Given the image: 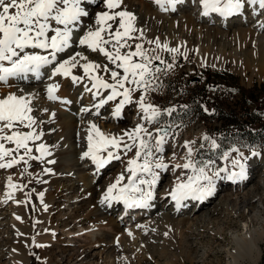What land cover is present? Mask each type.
<instances>
[{
  "label": "bare ground",
  "instance_id": "1",
  "mask_svg": "<svg viewBox=\"0 0 264 264\" xmlns=\"http://www.w3.org/2000/svg\"><path fill=\"white\" fill-rule=\"evenodd\" d=\"M147 1L148 2H146V0H123V4L121 5L127 8L128 11H131L133 14H135V16L137 17L136 27L144 30L145 39H147L151 33L155 32H152L155 27L154 22L162 20L163 26H160L162 27V29H158L159 34L157 37L162 42L171 44L170 47H172V45H174L173 47H176L184 44L187 45L186 48L189 46H193V44L190 42L192 40L191 38H188V41L185 42L184 40L180 39L181 37L178 36L177 31L179 30L177 29L179 28L176 29V27H178V24H182L186 28L191 27L194 29L195 27H197V32L199 31L198 33H201L203 35L202 46H197L196 52H198L199 54L202 53V50H204L206 48V45L210 43V40L212 42L214 41V39H218L220 37H224L226 40L227 38H231L232 40L234 39L240 46L248 43L249 41L247 40V37H251L250 39L252 40V42H254L259 51H262V49L264 48V9H260L258 5H250L245 2V7L240 13H235L227 17L221 16L219 13L214 12L210 13L208 16H203V8L200 4V0H184V3L178 4L176 6V11H172L171 8H169L166 11L167 13L164 15V17H161V14L160 16H158L159 13H156L155 10H153V6L159 7V5L155 3V0ZM82 7L87 8L88 10H86L88 12L90 10L92 11V9L89 8L87 4H82ZM104 10L106 9L104 8V5L101 4L96 12ZM180 12H182V15H180V17H177L178 13ZM92 17H94V15L91 14L89 17L82 18V21H90ZM192 32L193 31H191L190 34H192ZM76 37L77 36H74V40H76ZM77 41L78 40H76V43L73 44L72 48L68 49L65 53H61L59 55V59L63 57L68 58L69 54H73L74 52L79 51L84 55H87L91 60L100 63H107V61L98 54L90 52V50H87L83 46L79 47ZM197 41L199 40L197 39ZM241 51L235 52L234 55H240L241 58L238 56V60L240 59L239 62H242V64L245 65L246 68H248L250 67L251 59L247 58V56L249 57L250 55L249 53ZM225 54L223 53V55ZM227 55H229V53H227ZM202 59L204 60L205 58ZM205 62H208L213 67H222L225 61L224 56L223 58H219L215 57L214 55L212 56V54L210 53ZM258 62L259 65L257 67V72L258 75H262V73H264V54L261 52L260 56L258 57ZM81 63H84V61H81ZM254 64L255 63L251 65L253 66ZM80 70L82 71L83 69L81 68ZM51 71V66L42 69L43 75L40 79L35 78L32 74H29V78L27 80L9 78L15 85L5 89V94H2L0 91V99L6 97L8 94L24 96L25 98L35 102V104H38L37 106H39L40 109H49L53 111L57 115L61 116V121L64 123L63 125L62 122H60L59 127L55 132L59 133V129L62 127V125L65 126L67 130L66 137L68 138V140H70L72 144H75L78 149H84L86 151L89 124L95 123L94 117L97 116V109L94 108L93 105L99 102L100 97L93 99L92 92H80V89H85L86 85L89 86L83 81H80L79 83H73L71 77H64L59 75L49 79V77L51 76ZM72 72L75 73L74 70H72ZM79 76H83V73L81 72ZM39 81L41 84L39 83ZM34 82L35 84H32L31 88L29 87L30 89H26V87L28 86L24 87L25 85ZM36 84L38 85L36 86ZM49 84H56L59 86L58 90L55 92V95L60 97V100L53 101L48 99L47 86ZM3 88L5 87L0 84V90ZM5 90L3 89V91ZM102 92L105 96L108 94L107 90H102ZM80 93H82L83 97H85L87 101L92 104V108H89V106H76L77 99ZM121 98L122 97H118L117 100L110 101L108 104L110 105V108L108 107L109 109L107 108L108 105H105L103 108L98 110L99 114L104 117L102 118L105 123V135H113L117 137L123 136L125 132H129L133 130L138 124H142L140 120L141 118L139 119L134 117L129 120V116L125 112L126 105L122 110L120 118H116L113 115H108L107 109L113 112L116 104ZM62 100H68L71 101V103H62ZM133 101L134 102L132 104H129L130 106L128 108L130 110L133 109V111L143 114L140 111L139 106L135 104L134 98ZM82 108H89L91 111L88 113H84L81 112ZM103 114L106 116H104ZM49 130L51 129L49 128ZM80 131H82L83 133ZM4 134L10 135V131L8 132V129H5ZM124 140L127 143H131V141H129L126 136L124 137ZM0 143H4L6 148H13L15 146L14 144H12V146L9 147L10 143L7 141H0ZM38 144L39 142L37 143V145ZM163 149L164 150L161 153L163 162L165 164L169 163V165L172 164V167L169 169V174L171 175L170 182L172 183L171 185L169 183V189H167L166 187L165 190L160 194V196H157L158 193L156 192V197L158 198H163L164 195L167 194L168 196H171L170 193L176 187L177 183L185 182L188 176L192 174L190 169H184L182 167V165L186 162L185 157L187 154V148L185 147V145L172 143L170 145V143H168V141L165 139ZM123 152V149H121L120 155L123 154ZM81 156V153L78 154L73 164H66V166H68L67 171L74 169V172L78 174L79 178L78 180H76L77 183L70 182L69 184L65 183L63 185H59L60 183L58 182V179L52 177V179L47 184H44L42 187L37 188L35 194L38 197L37 202L39 203V207L37 208L38 215L35 217L36 221L33 224H31L32 219L31 215L28 212L29 210L32 214L34 213L31 203L30 201L26 200L25 193H20L23 191L24 187L28 186V182H25L24 184L19 183L21 173L19 171V168L16 166L17 164L11 168H6L7 174L3 179V184L9 185L10 178L11 183L19 187H6L3 192H0L1 200L8 199V194L11 193V199L14 205H16V208H11V212H9L8 214V220H11V223H9L8 220L5 222H0V264H32L31 256L33 250L30 248L31 243L36 247L37 245H42V247H39V254L42 256L43 264H99L97 262H94V260H88V257L90 255L96 256L99 253L93 250H95L94 248L99 244L101 245L103 241V253H105V258L102 257V261L100 264H117L115 258H113L114 255L112 257V253H117L119 249L121 251V249H125L129 246L130 233L134 232V229L128 227L127 224H124V227L119 228L117 222V225L115 226V222L107 223V220L104 221L102 215L105 211H108V209L113 210V208H115L117 204H119V207L121 208H119L120 210L118 212V214L121 215L120 222L125 223L128 222L127 217L129 215L135 216L139 213V207L130 208L127 207L124 202L116 200L112 201L111 204L107 202L103 204L101 203V200L104 198L109 185L115 183L116 179L121 174H123L122 172H116V174L114 173L115 176H111L109 180L106 179V184L102 185V188L98 186H87L88 182H83V187H81L82 185L78 182H80L82 179H84V176H86V174L80 176L82 175V173H84L85 170H89V172L96 177L97 175L104 172V170H100L99 172H97L96 166L92 163V161L89 158L81 159ZM236 157L237 156L233 154L228 156L225 165L227 164L226 167L229 171H238L237 168H233L232 166V160ZM248 157L249 160L246 168V178L244 180H216V188L212 196L214 197V195H219L221 198L212 208L206 209V205H203L201 207V205L204 202H208L212 198V196L207 197L205 201L188 199L182 201L181 207H184L183 209H173L174 212L179 211L180 209H182L180 211L186 210L188 214L187 218L176 220L169 217V215H164L165 217L163 218L167 221V224L172 225V227L174 225L178 230L172 232L173 237H178L179 239H182V241L184 240L187 243L189 249L192 250V254L191 256H189L191 260L194 261V264H203V260L207 257V248L209 246H202L200 241L204 240L205 238H208L212 241L213 239L215 241H221L223 237H229L228 240L230 239L232 242V249H227L228 255L233 259L231 260V264H259L263 251L262 245L264 244V164L255 172L251 171L255 162L261 161L262 159H260L259 157ZM17 159H19V157H17ZM125 161H123V163ZM177 165H180V167H177ZM51 168L52 167L49 166L47 169L52 170ZM125 168L124 170H126ZM13 169H16L17 171L14 175L11 174V171ZM224 175H226V173H221V176ZM68 180L70 179L67 178L66 181ZM227 181H230L229 185ZM127 183L128 179L126 180L124 178L118 185V188L123 187ZM40 193H43L42 201L40 198ZM116 194V192L113 193V195ZM24 199L26 200V203L23 202ZM69 199H71L70 204L76 203L77 209H75L74 211L72 210L73 214L66 215L65 210L67 208H64V204ZM170 200H172V198ZM188 201L190 203L187 204ZM163 202H166V200H163ZM0 204L2 203L0 202ZM23 204H25L26 211L25 209H23ZM151 205L152 203L150 204V207ZM194 206H196L195 209H193ZM81 207H84L86 211L84 210L85 212L79 213L78 210ZM69 208L71 207L69 206L68 209ZM54 211L55 213H58L56 215H53ZM4 215L6 216V213H4ZM4 215L3 217H5ZM92 216H95L97 223L94 224L93 221L89 222L86 227H81L80 222H82L84 219L89 220ZM17 217H19L20 219H17ZM237 223L238 226L235 227ZM239 224H242V226ZM213 227H216L215 229H217L216 234H213L211 232ZM237 229L240 231H237ZM113 232H115V234L117 235H114L116 236L115 238H113V242L115 241L114 243L111 242L112 238L110 239V234ZM63 233L67 234L66 236L69 242L66 245H70L69 248L57 245L56 241H60L61 243L65 239L63 236L62 238L57 237L56 234L64 235ZM248 233L249 238H247L246 236ZM193 239H199L200 241L196 242L195 244L194 241H191ZM71 240L73 241L70 242ZM77 241H81V243L77 244ZM54 244H56L55 247L58 248V250H56V248L54 250ZM195 245L198 247L192 248ZM220 246L221 245H219V247Z\"/></svg>",
  "mask_w": 264,
  "mask_h": 264
},
{
  "label": "snow or ice",
  "instance_id": "2",
  "mask_svg": "<svg viewBox=\"0 0 264 264\" xmlns=\"http://www.w3.org/2000/svg\"><path fill=\"white\" fill-rule=\"evenodd\" d=\"M95 0H0V82L7 83L9 78L27 80L29 74L40 79L43 75L42 69L51 66V76L71 77L73 83H79L87 78L91 82V87L85 86V90L92 92L93 99L100 97L99 102L93 107L99 109L108 105L110 101L122 97L116 104L112 115L116 118L121 117L125 105L132 104L133 94L139 93L135 103L143 113L142 119L149 123H158V118L162 115L161 110L152 103L146 102L149 92L157 91L161 85L159 75L163 72L167 74L174 67L173 62H166L158 54L166 51L171 54H180L179 47H170L167 42H162L158 37L143 41L144 30L136 27L137 17L126 8L122 9L123 0H101L106 10L98 11L94 14V25L88 27L83 35L76 37L79 46L85 47L92 53L103 57L107 63H100L89 59L87 55L76 51L69 54L67 59H59L61 53H65L76 43L74 40V28L79 25L82 18L88 17L90 13L82 4H92ZM245 2L250 5H258L264 9V0H200L203 16L210 13H219L227 17L235 13H240ZM161 10L167 11L171 8L176 11L178 4L184 0H155ZM148 45H155L154 48H146ZM39 50V51H37ZM185 59L187 54L183 53ZM84 61V63H81ZM159 61L161 68L155 63ZM82 68L83 76L72 75L74 68ZM110 74V80L105 79L99 73ZM58 85L49 84L47 95L49 100H60L55 95ZM95 90V91H93ZM102 90H107L105 96ZM62 103H71L62 100ZM31 101L24 96L8 94L0 99V141H7L14 144V148H6L4 143H0V161L11 157L7 162H0V168H11L23 161L25 164L27 156L32 160H40L45 155H50L47 146L43 143L36 146L39 156H32L33 149L29 147V142L41 139L43 132H36L33 128L37 120L30 107ZM89 108H82L81 112L88 113ZM171 114L175 109H165ZM17 125H22L32 131L21 132L16 129ZM5 129L11 131L10 135L4 134ZM161 133L155 140V152L162 153L165 143V136L168 132L164 128H157ZM143 133V135H141ZM132 143H127L124 137ZM145 136L148 139H145ZM205 141H210L212 148H219L220 145L214 139L204 136ZM151 133L143 124H138L133 130L125 132L123 136L105 135L95 123L89 124L87 134V150L82 153L81 159L89 158L96 166L97 172L105 168L112 161L120 160V151L124 154L136 149L134 158L128 160L126 171L130 173L128 183L123 187L118 185L124 179L121 174L115 183L107 188V192L101 203L112 201H123L127 207L146 208L150 206V201L154 198V189L160 179L156 170H166L168 165L163 162V158H154L153 147L150 146ZM186 142L187 154L186 162L182 165L184 169H190L191 175L185 182L177 183L170 193L176 202L177 208L181 207V202L188 199L204 200L214 194L217 179H227L240 181L246 178V168L249 160L244 152L238 147H232L231 152L237 153V157L232 160L233 168L238 171H229L227 168L214 169V162L194 161L192 159L193 149L191 144ZM203 147V145H201ZM21 149L24 155L17 159L13 155ZM106 153V155H105ZM229 152H224L227 159ZM261 154L252 150L251 156L257 157ZM54 163V161H49ZM180 167V165H177ZM211 169V174L210 170ZM50 172V169H44ZM221 173L226 175L221 176ZM9 188L19 186L11 183L9 178ZM116 192V195L113 193ZM11 196V193L8 194ZM41 201L43 193H40ZM46 207V206H45ZM17 219H20L17 217ZM42 247V245H37Z\"/></svg>",
  "mask_w": 264,
  "mask_h": 264
},
{
  "label": "rangeland",
  "instance_id": "3",
  "mask_svg": "<svg viewBox=\"0 0 264 264\" xmlns=\"http://www.w3.org/2000/svg\"><path fill=\"white\" fill-rule=\"evenodd\" d=\"M146 2H148V1L146 0ZM101 4H102L101 0H95V2L90 4V5L87 4L88 7L92 9V11L91 10L89 11L90 15L95 13L97 11L98 7L101 6ZM121 7H122V9L125 8L124 6H121ZM153 7H154L153 10H155L156 13L157 12L159 13L158 16H160V14H161V17H164V15L167 13L166 11L161 10L160 6L159 7L153 6ZM180 15H182V12L178 13L177 17H180ZM93 25H94V17H92L90 19V21H87V22H84L81 20L79 25L74 28V32H75L74 36L83 35L84 32L87 31V28L92 27ZM154 25H155L156 29L154 27V30L152 32L155 31L154 32L155 35H154V33H151L147 39L144 38L143 41H133L132 43L144 42L147 40H151L153 38L155 39L159 34V30L162 29V27H160V26H163V21L162 20L156 21V22H154ZM177 28H179V29H177ZM176 29L179 30L177 32H178V36L181 37L180 39L187 42L188 38L189 39L191 38L192 40L190 42L193 44V46H191V47L189 46L190 49H189V47L186 48L187 45H185V44H184L185 47H184V45L176 46V47L180 48V54H171V53H168L166 51L160 52L158 50V54L166 62L172 63L173 62V56H175L174 67L170 71H168L167 74H164L162 72L159 75V83H161L164 78L172 79L174 77H180L181 74H184V78H182V80H188V79L193 77L195 79L196 83H198V85L204 84L206 81H208V88H211L212 93L215 91L214 92L215 94L212 97V101L213 102L220 101L223 103V106L233 105L234 101L237 100V96L239 94V91L237 90V88H242V89H250L251 88V89H253L252 94H251L252 96L250 97V100L246 99V102L250 103L249 109L253 110V113L251 114V116H248V118L241 117V120H243L242 124H244L247 128H256L261 123V121L264 120V73H262V75H258V72H257V67L259 65L258 64L259 63L258 57L260 56V52L264 54V48L262 49V51H259L257 49V46L250 39L251 37H247L248 38L247 40L249 42L247 41L248 43H246L243 46H240L234 39L232 40L231 38H227V40H226L224 37L223 38L220 37L221 39L220 38L214 39V41H212V42L210 40V43L207 44L206 48L204 49L205 51L202 50V53L199 54L198 52H196L197 46L198 47L202 46L203 35L201 33H198L199 31L197 32L198 28L195 27L194 29H196V30H194L191 27L186 28L182 24H178V27H176ZM156 31H157V33H156ZM191 31H193L192 34H190ZM152 36H154V37H152ZM193 36H194V38H193ZM197 39L199 41H197ZM229 40H231V41H229ZM225 43H226V46H225ZM77 44H78V41H77ZM169 46H171V44H169ZM173 46L174 45H172V47ZM208 46H209V48H208ZM145 47L146 48H154L155 45H148L147 43H145ZM222 47H223V49H222ZM207 49H208V51H207ZM233 50H234V52H233ZM240 51L245 52V53H249L250 56L249 57L247 56V58L251 59V64L255 63L254 64L255 66L254 65L253 66L256 69L251 64H250V67L246 68L245 65L242 64V62L241 63L239 62L240 59L238 60V56L240 57V55L235 54L237 56L236 57L234 55V53L240 52ZM212 52H216V53H212ZM225 52H226V54H225ZM183 53L187 54L186 59H185L184 55H182ZM210 53L212 54V56L214 55L215 57H219V58H223V56H224L225 62L223 63L222 67H213L208 62H205V60L210 55ZM223 53L225 55H223ZM227 53H229V55H227ZM204 55H205V57H204ZM233 57H234V59H233ZM202 58H205V59L203 60ZM60 59H67V58L63 57ZM155 63L157 65H159V61H155ZM159 66L161 68L164 67V65H159ZM80 69L81 68H79V67L74 68L73 70L76 74L72 72V75L79 76L81 74V72L83 73V70L81 71ZM221 71H223V74H221ZM201 72L204 73L203 76L199 75V73H201ZM216 72H219V74H216ZM99 74L104 76V78H106V79H110L109 73H104L103 71H101ZM83 75H84V73H83ZM194 75H197V76H194ZM62 78H64V77H62ZM82 81L85 82L86 84H88L89 85L88 87H91V82L87 78H85ZM39 83H40V81H39ZM0 84L3 85V87H5V88H3L4 90L15 85V84H13V82H11L10 79H9V81H7V83L0 82ZM32 84H35V82L30 83L28 85H25L24 87L28 86V87H26V89H30L32 87ZM81 84H84V83H81ZM37 85L38 84H36V86ZM3 89H1L0 91L2 94H5L6 90L3 91ZM80 92H86V90L80 89ZM163 93L164 92L161 91L159 88L157 91L149 92L147 94L146 102L152 103L153 105H155L156 107H158L161 110L162 115L158 118V121H159L158 123H156V122L149 123L146 120L142 119L143 114H140V112H135V111H133V109L130 110L128 108L130 105H126L127 109L125 108V112L129 116V120L131 118H134V117L139 118V119L141 118L140 120H141L142 124L148 130V132L151 133L150 146L153 147V152H154V158L153 159L155 160V159H159L161 157V153L155 152L154 145H155V140H156L157 136L161 134V133L157 132V128H164L168 132V135L165 136L164 139H166L168 141V143H170V145H171V143L172 144L185 145L186 142H190V141L194 142L190 145L191 148L193 149V153H194L193 154V160L194 161L211 160L214 162V164H213L214 169L227 168L226 167L227 164L225 165L227 159L224 158V155L222 154L220 157L210 156L211 151L214 148L211 147L210 141H205L203 139L204 136H208V137H210V139L215 140V137L213 135V131H214V128L219 125V121L217 120L218 110L215 109V111L217 113L213 114L214 109L212 108V106L205 107L204 109H202L200 111H196V113L191 116L190 121H188L186 123H183V124L171 123L166 118L168 113L165 111V109H168V108L162 109L159 107V104L164 103L163 99H165L167 97ZM80 95L78 96L76 106H79V107L89 106V108H92V104H90V102H88L87 99L85 97H83L82 93H80ZM133 98L135 101L138 100L139 93H134ZM30 101H31L30 107L32 108L31 115L34 114L33 116L37 120V124L34 125L33 128L38 133L43 132V136L41 137L40 140L35 141V142H31V141L29 142V147H31L33 149L31 155L32 156H39L40 155V153H38L36 151V146H37L38 142H39V144H41V143L45 144L47 146L48 152L50 153V155H45L40 160H32V159H29L27 156H25V159L28 160V163L25 164L23 161H20L16 165L19 168V171L21 173V178H20L19 183L24 184L25 182H28V186L24 187L23 191L20 193H25L26 194V200L30 201V203H31V206H32L34 213L32 214L31 211H29V210H28V212L31 215V219H32L31 224H33L36 221L35 217L38 215L37 214V208L39 207V203L37 202L38 197L35 194L37 188H40L44 184H47L52 179V177L55 179L56 178L58 179V182L60 183L59 185H63L65 183L69 184L70 182H76L77 183L76 180H78V178H79L78 174H76L74 172V169L67 171L68 166H66V164L67 165L73 164V162L76 160L78 154H80V153L82 154L85 150L84 149H78V147L75 144H72L70 142V140H68V138L66 137L67 130H66L65 126H63L64 123L61 121L62 120L61 116L57 115L56 113H54L53 111H51L49 109H47V110L40 109V107L37 106L38 104H35V102H33L32 100H30ZM90 101H92V100H90ZM248 101H251V102H248ZM108 107L110 108V105H108L107 108ZM108 109H107L108 115L111 116L112 112H111V110H108ZM243 111H244L243 108L239 109V113H242ZM137 113H139V114H137ZM52 116H55V117H52ZM104 116H106V115H104ZM102 117L103 116L101 114H99V115L94 117V120H95V124L97 125V127H99L101 132L104 133V129H105L104 124L105 123L103 120L104 117L103 118ZM259 118H260V120L258 122L252 121L253 119H259ZM60 122H62L63 125L59 129V133H58L55 131L59 127ZM16 127H17V129H15V130H18L21 132L32 131V129L25 128L22 125H17ZM49 128L51 130H49ZM226 128L229 129V126H227ZM9 131L10 130H8V132ZM80 132H82V131H80ZM10 134H11V131H10ZM141 135H143V133ZM225 136H226V134L223 135V137H225ZM145 139L147 140L148 137L145 136ZM201 145H203V147ZM11 146H12V144L10 143L9 147H11ZM232 147L240 148V151L244 152L245 156H251L252 150L257 151L261 154L260 156H257V157H259L262 160L256 161L255 164L253 165V167H252L253 169L251 171L255 172L259 167H261L264 164V141H263V144H260L259 147H257V146L248 147V148L241 147V146H232ZM232 147H230L225 152H229L230 153L229 155L233 154V155L237 156V153L231 152ZM135 151H136V149L133 148L132 151L128 152L126 155L123 152L124 155L121 154V159L124 158V159H122V161H121V159L112 161L109 165L105 166V168L101 169V171L104 170V172L102 174L97 175V177L93 176L92 173L89 172V170H85L84 173H82V175H80V176H83L85 174H86V176H84V179H82L78 183H80L82 185L83 182H86V183L88 182L87 186H98V187L102 188L103 187L102 185H105L106 181L109 180V178H111V176L112 177L115 176L114 173L116 174V172H122L124 178L127 180L128 179L127 177H129L130 173H128L126 170H124V168L126 167L125 169H127L128 160L134 158ZM13 155L16 157L23 156L24 150L21 149L18 153L14 152ZM10 158L11 157H8L4 161H0V162H5V161L7 162V160ZM125 159H126V161H125ZM49 161H54V163H49ZM123 161H125V162L123 163ZM167 165H168V167L166 170H156L160 175V179H159V181L156 184L155 189H154V198L155 199L153 198V200L150 201V204L152 203L151 207L150 206L146 207V208L139 207V213L135 216L129 215L127 217L128 222H125V223L120 222L121 215L118 214V212L121 208L119 207L120 206L119 204H117V206L115 208H113V210L108 209V211H105L103 213L102 216L104 218V221L107 220L106 221L107 223H109V222L114 223L115 222L114 226L118 224L119 228H122V227H124V224H127L128 227H131L132 229H134V232H135V233L134 232L130 233V237H129L130 242H129V246L127 248H125L126 250L121 249V251H120V249H119L120 252L117 251V253L116 252H113L114 254L112 253V257L114 255L113 258H115L117 264H194V261L191 260V258H190L191 254H192V250L189 249L187 243L184 240L182 241V239H179L178 237L177 238L173 237L172 232L178 231L177 228L174 225L172 227V225L167 224V221L164 220V218H163V217L169 215V217H171L173 219H176V220L180 219L181 220V218L184 219V218L188 217L187 211L186 210L180 211L184 207H179L182 209H180V210L178 209L179 211L174 212L173 209L175 210L177 208L176 202L173 199L170 200L172 197L168 196V194L164 195V197H163L164 199L156 197V192L158 193L157 196L158 195L160 196V194L165 190L166 187H167V189H169L168 187L172 183V182H170L171 181L170 180L171 175L169 174V169L172 167V164L169 165V163H167ZM49 166L52 167L51 168L52 170L50 172H45L44 169H47ZM1 169H0V192H3V190L6 187L8 188L9 186L3 184V179L6 177L7 169L6 168H1ZM108 170H110V171H108ZM209 171L211 174V169ZM16 172H17L16 169H13L11 171V174L14 175V174H16ZM64 175H67L68 177L64 176ZM165 177H166V179H165ZM67 178L70 180L66 181ZM169 183H170V185H169ZM229 184H230V181L228 182V185ZM81 187H83V185ZM220 198L221 197L219 195H214V197L212 196V198L208 202H204L201 205V207L203 205H206V207H205L206 209L212 208L220 200ZM26 200L24 199L23 202L26 203ZM163 200L164 201L166 200V202H163ZM204 201H205V199H204ZM0 202L2 203V204H0V213H1L0 222H5L9 219L8 214H9V212H11V208H13V209L16 208V205H14V203L11 199V196H9L8 199H2V200L0 199ZM70 202H71V199H69L66 202L67 204L66 203L64 204V208H67L65 210L66 215L67 214H73V211L75 209H77L76 203L70 204ZM121 202H123V201H121ZM188 203H190V202L188 201L187 204ZM21 204H22V202H21ZM181 204H182V202H181ZM69 206L71 208L68 209ZM25 208H26L25 204H23V209H25ZM157 208H159V209H157ZM195 208H196V206L193 207V209H195ZM84 210H85V208L81 207V208H79L78 211L80 213V212L86 211V210L85 211ZM25 211H26V209H25ZM63 211H64V209H63ZM128 211H129V209H128ZM4 213H6V216L4 215ZM57 213H55V211H54L53 215H56ZM3 215L5 217H3ZM109 218H111L112 220ZM93 221H94V224L97 223L95 216L90 217L89 220L84 219L82 222H80L81 227H86L89 224V222H93ZM8 222L11 223V220H8ZM116 222H117V224H116ZM77 224H79V223H77ZM239 225L242 226V224H239ZM237 226H238V223L235 227H237ZM215 228L216 227H213L211 230V232L213 234L217 233V229H215ZM235 230H236V228H235ZM237 231H240V230L237 229ZM113 233L110 234V239L112 238L111 239L112 243L115 242V241L113 242V240H114L113 238H115L117 236L115 234V232H113ZM66 235L67 234H64V235L56 234L57 237L62 238V236H63L65 239L64 241L62 240L63 242H61V243H60V241H56L57 245L65 246V247L69 248L70 245H68V246L66 245L69 242ZM114 235H116V236H114ZM246 236H247V238H249V233ZM228 238L223 237V239H221V241H218V240L215 241L214 239L212 241L208 238H205L202 241H200L199 239L198 240L193 239L191 241L192 242L194 241L195 244H196V242L200 241L202 246L203 245L205 247L209 246L207 248V257L203 260V264H231V260H233V259L228 255L227 249L228 248L232 249V244H231L232 242L230 239L228 240ZM72 241L73 240H71L70 242H72ZM80 243H81V241H77V244H80ZM55 245L56 244H54V250L56 248ZM103 245H104V241L101 243V245L99 244L97 247H95L94 248L95 250H93V251H96L99 253L96 256L90 255L88 257V260H94V262H97L100 264L102 261V257L105 258V253H103L104 252ZM219 245H221V246L219 247ZM71 246H73V245H71ZM194 247L196 248L198 246L195 245L192 248H194ZM30 248L33 250V253L31 256L32 264H43L42 263V256L39 254L40 248L33 246L32 243L30 245ZM263 248H264V244L262 245V250H263ZM56 250H58V248H56ZM263 253L264 252L262 251V257H261L259 264H264V257H263L264 254ZM247 264H249V263H247Z\"/></svg>",
  "mask_w": 264,
  "mask_h": 264
},
{
  "label": "trees",
  "instance_id": "4",
  "mask_svg": "<svg viewBox=\"0 0 264 264\" xmlns=\"http://www.w3.org/2000/svg\"><path fill=\"white\" fill-rule=\"evenodd\" d=\"M216 74H219V72H216ZM221 74H223V71H221ZM199 75L203 76L204 73L201 72ZM182 78H184V74L172 79L164 78L160 83V90L167 96L163 99L164 103L160 104V108L175 109L166 118L171 123L179 124L190 121L191 116L196 111H200L205 107L212 106L214 109L213 114L217 113L215 111L217 109L219 125L214 128L213 135L220 147L214 148L210 156L219 157L232 146L248 148L259 147L260 144H263L264 120L256 128H247L242 124L243 120H241V117L248 118L253 113V110L249 109L250 103L246 102V99L250 100L253 89L237 88L239 91L237 100L234 101L233 105L223 106L220 101H212L215 91L212 93L211 88H208V81L198 85L193 77L188 80H182ZM240 108L244 110L242 113H239ZM259 120L260 118L252 121L258 122ZM227 126H229V129L226 128ZM224 134H226L225 137H223Z\"/></svg>",
  "mask_w": 264,
  "mask_h": 264
}]
</instances>
